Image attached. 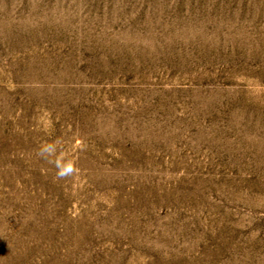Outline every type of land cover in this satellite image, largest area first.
<instances>
[{
    "label": "rangeland",
    "instance_id": "rangeland-1",
    "mask_svg": "<svg viewBox=\"0 0 264 264\" xmlns=\"http://www.w3.org/2000/svg\"><path fill=\"white\" fill-rule=\"evenodd\" d=\"M0 264H264V0H0Z\"/></svg>",
    "mask_w": 264,
    "mask_h": 264
},
{
    "label": "clouds",
    "instance_id": "clouds-1",
    "mask_svg": "<svg viewBox=\"0 0 264 264\" xmlns=\"http://www.w3.org/2000/svg\"><path fill=\"white\" fill-rule=\"evenodd\" d=\"M53 151H54V148L51 145H49V146H47V147L42 149V153L51 154V152H53ZM56 167L58 169L57 177L61 178V179L72 175L76 171V169H75V167H74L72 162L64 163V162H61V161H57L56 162Z\"/></svg>",
    "mask_w": 264,
    "mask_h": 264
}]
</instances>
